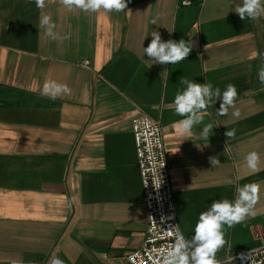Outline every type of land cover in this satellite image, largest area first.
<instances>
[{
  "label": "crops",
  "instance_id": "0c3cea01",
  "mask_svg": "<svg viewBox=\"0 0 264 264\" xmlns=\"http://www.w3.org/2000/svg\"><path fill=\"white\" fill-rule=\"evenodd\" d=\"M240 2L129 0L124 11L92 13L60 0L43 9L35 0H0V264H129L147 227L131 132L140 112L162 127L185 238L214 200L234 201L237 186L257 183V214L225 226L216 259L264 242V17L242 21ZM42 15L57 39L45 35ZM152 31L163 41L191 39L192 51L174 65L152 63L143 52ZM181 77L221 92L235 85V108L220 115L217 100L193 135L181 137L173 107ZM48 81L70 94L42 95ZM209 123L208 141L198 138ZM232 129L235 138L226 137ZM251 151L261 157L256 172L245 161ZM210 156L220 164L213 168ZM254 225L261 240L251 236Z\"/></svg>",
  "mask_w": 264,
  "mask_h": 264
},
{
  "label": "clouds",
  "instance_id": "9594fccd",
  "mask_svg": "<svg viewBox=\"0 0 264 264\" xmlns=\"http://www.w3.org/2000/svg\"><path fill=\"white\" fill-rule=\"evenodd\" d=\"M128 2L129 0H60V3L69 11L75 8L92 13L101 9L109 13L121 12L128 9ZM45 4L46 0H35L38 9H43ZM234 11L242 21L246 18L256 20L264 17V0H241L235 6ZM152 24H157L155 19L152 20ZM40 27L45 29V35L50 39L58 38L54 31L56 25L49 15H42ZM151 37V42L147 47H143V52L151 58L152 63L174 65L186 60L192 51L191 39L163 41L158 31H152ZM259 79L264 84V66L259 70ZM180 83L185 87L175 95L173 107L175 114L183 117L176 122V129L181 137L193 135V128L203 124L206 110L217 100L221 101L218 109L220 115H227L229 108H235L238 93L233 84H228L221 92L219 87L213 88V85L208 82L201 84L181 77ZM70 92L71 89L66 84L48 81L43 85L42 95L55 100ZM232 115L239 118L241 113L239 109H235ZM212 130V124L204 125L198 138L208 141ZM235 134V129L225 133L226 137L232 138H235ZM208 160L213 168L220 164L218 157L210 156ZM245 161L248 169L256 172L261 163L260 154L251 151L245 156ZM236 192L237 196L234 201L214 200L207 211L199 214L194 235L190 239L185 238L178 226L174 227L169 233V235H174V243L159 251L156 264H221L216 259V253L226 243L225 226L230 229L244 222L249 216L254 217L257 214L255 206L260 200L261 186L257 183L245 184L237 186Z\"/></svg>",
  "mask_w": 264,
  "mask_h": 264
},
{
  "label": "built area",
  "instance_id": "2783aa9c",
  "mask_svg": "<svg viewBox=\"0 0 264 264\" xmlns=\"http://www.w3.org/2000/svg\"><path fill=\"white\" fill-rule=\"evenodd\" d=\"M131 132L135 145L137 166L144 194L147 227L140 246L129 252V264H156L161 249L174 243L169 235L177 226L170 170L159 121L140 112L131 120ZM251 236L262 239L259 226H252ZM23 264H55L31 261ZM221 264H264V242L234 256L226 257Z\"/></svg>",
  "mask_w": 264,
  "mask_h": 264
}]
</instances>
